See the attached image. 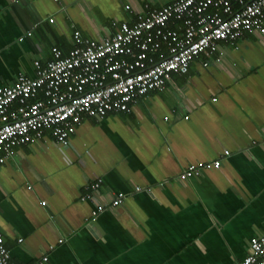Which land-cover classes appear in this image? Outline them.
<instances>
[{
    "label": "crops",
    "instance_id": "0c3cea01",
    "mask_svg": "<svg viewBox=\"0 0 264 264\" xmlns=\"http://www.w3.org/2000/svg\"><path fill=\"white\" fill-rule=\"evenodd\" d=\"M173 1L0 0V87L31 77L51 48L68 53L74 31L100 41ZM218 44L129 113L84 117L67 147L44 136L0 165L11 264L240 261L264 234V35ZM214 160L218 170L177 179L186 165Z\"/></svg>",
    "mask_w": 264,
    "mask_h": 264
},
{
    "label": "built area",
    "instance_id": "2783aa9c",
    "mask_svg": "<svg viewBox=\"0 0 264 264\" xmlns=\"http://www.w3.org/2000/svg\"><path fill=\"white\" fill-rule=\"evenodd\" d=\"M243 33L264 35V0H174L121 22L100 41L74 31L68 53L53 47L49 60L32 63L31 77L19 74L12 85L0 87V165L17 147L44 136L67 147L84 117L99 121L129 113L137 98L162 91L194 58L215 54L220 42L235 45ZM219 166V160L188 164L177 179L184 182ZM98 183L88 189L96 190ZM119 203L118 194L111 206ZM101 210L98 205L92 214ZM0 264H11L1 235ZM236 264H264V234L248 240Z\"/></svg>",
    "mask_w": 264,
    "mask_h": 264
},
{
    "label": "trees",
    "instance_id": "16d2710c",
    "mask_svg": "<svg viewBox=\"0 0 264 264\" xmlns=\"http://www.w3.org/2000/svg\"><path fill=\"white\" fill-rule=\"evenodd\" d=\"M243 34H245V33H243ZM143 96H145V95H143ZM143 96H142V97H143Z\"/></svg>",
    "mask_w": 264,
    "mask_h": 264
},
{
    "label": "bare ground",
    "instance_id": "6f19581e",
    "mask_svg": "<svg viewBox=\"0 0 264 264\" xmlns=\"http://www.w3.org/2000/svg\"><path fill=\"white\" fill-rule=\"evenodd\" d=\"M116 25H117V24H116ZM116 25H115V26H116Z\"/></svg>",
    "mask_w": 264,
    "mask_h": 264
}]
</instances>
